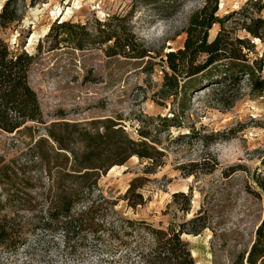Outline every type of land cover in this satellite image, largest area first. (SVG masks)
<instances>
[{
    "label": "rangeland",
    "instance_id": "1",
    "mask_svg": "<svg viewBox=\"0 0 264 264\" xmlns=\"http://www.w3.org/2000/svg\"><path fill=\"white\" fill-rule=\"evenodd\" d=\"M6 1L0 0V11ZM146 1L17 0L11 5L9 11H15L17 21L0 27V38L12 51L23 49L35 56L30 84L47 124H31L32 131L0 132V220L7 221L14 236L23 240L15 250L0 249V264H110L124 250L109 252L92 234L74 237L68 244L61 230L42 227L43 219H49L52 179L58 170L50 171L47 164L33 158L31 147L47 137L49 124L58 121L80 123L93 131L100 128V122L111 120L136 141L143 129L157 137L158 149L164 153L162 166L148 171L147 160L133 157L98 180L94 196L118 200L134 178L148 179L140 190L145 205L132 209L120 201L115 211L121 217L164 230L180 229L202 210L209 228L198 236L182 235L191 252L197 253L196 264H233L251 246L263 219L253 174L264 176V93L253 94L245 76L239 99L224 109L213 93L217 85L206 88L208 79L199 76L190 82L194 91L186 98L163 99L159 91L169 71L165 56L183 48L190 17L206 0L157 5ZM256 1H219V16L230 15L227 27L234 36L249 37L244 23L250 18L264 19V0L259 5ZM113 17L125 18L147 57H110L109 44H86L83 50L58 44L64 37L59 31L46 37L56 22L63 21L88 24L96 36L97 21ZM219 30L218 25L213 27L211 40ZM254 42L252 58L263 61L264 77V44L259 39ZM174 110L182 116L181 126L165 130L158 117L172 118ZM215 163L216 169L207 172ZM237 165L242 170L225 178L224 173ZM189 171L194 174L187 176ZM179 192L191 197L189 212L183 210L187 205L182 198H174Z\"/></svg>",
    "mask_w": 264,
    "mask_h": 264
},
{
    "label": "trees",
    "instance_id": "2",
    "mask_svg": "<svg viewBox=\"0 0 264 264\" xmlns=\"http://www.w3.org/2000/svg\"><path fill=\"white\" fill-rule=\"evenodd\" d=\"M17 0H7L0 11V27L17 21L15 11H9ZM183 0H148L147 3L160 4L171 2L180 4ZM219 1L206 0L205 5L190 17L185 30L186 39L183 48L166 54L164 83L159 95L163 99L177 100L194 91L190 82L205 76L208 84L217 85L213 93L216 101L224 109H230L239 99L240 84L247 76L250 90L260 96L264 93L263 61L252 58L259 39L264 44V19L256 18L244 23L243 30L249 35L239 38L227 27L231 17L219 16ZM263 0H257L259 5ZM215 25L220 27L217 35L211 40L210 31ZM54 31L64 35L58 42L74 45L83 50L86 44H109L106 52L110 57L145 58L148 53L140 49V43L125 18L97 21L94 28L97 35L90 32L88 24L81 25L69 21L55 23L46 37ZM94 36V38H93ZM93 38V39H92ZM59 37H56V41ZM35 56L25 50L12 51L9 45L0 38V132L13 134L32 131L33 126L46 125L44 114L37 92L30 84L31 69ZM231 92L232 95H231ZM184 112V109L182 108ZM182 116L174 110L173 117H158L163 128L180 127ZM153 121V120H152ZM100 128L93 131L80 123L53 122L45 131L47 137H41L31 147L33 158L54 168L56 179H52V200L49 219L42 227L49 230H61L66 242L71 243L74 237L92 234L95 241L105 245L109 252H121L111 258L110 264H196L189 243L182 238L183 234L198 236L209 228L207 216L198 212L180 229L169 227L167 230L155 228L144 221H134L121 217L115 207L120 201L127 202L128 207L136 209L145 205L144 195L140 192L148 179L134 178L125 194L118 200H111L102 194L94 196L98 180L115 166H124L131 158L147 160L150 171L153 167L162 166L164 156L158 149V139L149 130L139 131L140 140L131 138L117 123L108 120L100 122ZM47 148V151L44 150ZM206 162V161H205ZM207 172H213L218 163ZM203 165H207L204 163ZM241 165L232 167L224 173L230 178L242 170ZM194 174L187 172V176ZM52 176V175H51ZM258 188L254 195L263 203V219L256 227L255 238L246 251L239 254L233 264H264V176L253 174ZM174 198H182L189 212L191 197L185 193H175ZM81 207V208H79ZM79 208V209H78ZM0 202V212H1ZM187 227H190L189 230ZM81 237V236H80ZM23 243L15 237L11 225L0 220V249L15 250ZM83 244V239L80 245Z\"/></svg>",
    "mask_w": 264,
    "mask_h": 264
},
{
    "label": "bare ground",
    "instance_id": "3",
    "mask_svg": "<svg viewBox=\"0 0 264 264\" xmlns=\"http://www.w3.org/2000/svg\"><path fill=\"white\" fill-rule=\"evenodd\" d=\"M193 257H197V253L195 251L192 252ZM197 264H200L199 262Z\"/></svg>",
    "mask_w": 264,
    "mask_h": 264
},
{
    "label": "water",
    "instance_id": "4",
    "mask_svg": "<svg viewBox=\"0 0 264 264\" xmlns=\"http://www.w3.org/2000/svg\"><path fill=\"white\" fill-rule=\"evenodd\" d=\"M193 256V255H192Z\"/></svg>",
    "mask_w": 264,
    "mask_h": 264
}]
</instances>
